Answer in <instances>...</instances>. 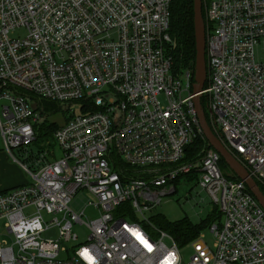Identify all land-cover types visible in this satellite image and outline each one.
<instances>
[{
	"label": "built area",
	"instance_id": "obj_1",
	"mask_svg": "<svg viewBox=\"0 0 264 264\" xmlns=\"http://www.w3.org/2000/svg\"><path fill=\"white\" fill-rule=\"evenodd\" d=\"M170 1L0 0V139L15 161L12 150L21 151L31 179L0 194V264H264V209L246 185L222 173L211 147L183 161L187 146L205 138L194 70L175 74L167 57ZM204 23L200 99L209 124L264 187V57L255 54L264 52V0H208ZM65 105L53 139L38 141ZM187 176L220 214L211 247L202 233L179 246L143 215ZM82 194L93 198L86 206L96 219L69 208ZM76 224L87 242L63 250L76 242ZM54 228L58 238L43 240Z\"/></svg>",
	"mask_w": 264,
	"mask_h": 264
},
{
	"label": "rangeland",
	"instance_id": "obj_2",
	"mask_svg": "<svg viewBox=\"0 0 264 264\" xmlns=\"http://www.w3.org/2000/svg\"><path fill=\"white\" fill-rule=\"evenodd\" d=\"M202 1V8L204 13V20H205V5L207 4L208 0H201ZM24 37V31L20 30L17 32L15 37ZM256 58L257 59H263L264 52L262 51V46H260L256 51ZM159 101L162 106L165 104V98L163 96H159ZM5 103L4 101H0V108ZM72 111H75L76 113L79 112L78 106H72ZM60 113V115L54 114L49 117V122L56 123L58 126L62 124L65 115L69 114V108L67 105H65ZM44 141H51V140H44ZM47 147V146H45ZM37 144L32 147V150H36ZM0 149L4 153H6L3 150L2 141L0 139ZM52 149H54V155L57 159L60 158L61 152L56 147V145H52ZM8 156V159L10 162H12L14 165H16L24 178L29 183L31 181L30 177L25 173V171L21 168L19 161L23 160V156L20 150L13 149L12 155L16 159V161L6 153ZM222 171L225 174V176L228 179H232L234 177V173L230 170V168L224 163L222 165ZM90 201H93V198L89 194H82V195H76L73 197L69 204V208L77 213L80 214L83 212V221H90L97 218L98 213L96 210H94L92 207L86 206V204ZM216 209L215 205L212 203V200L208 193L204 191L198 184L197 181H195L193 178L191 180H186L184 178H181L179 182L176 184V192L172 195H169L167 197H164L160 204L155 206V208L145 211L144 216L146 218L151 219L154 225L159 227V224H161L163 221L169 224H175L179 221H188L192 224H200L201 221L205 220L208 216L212 214V211ZM138 217L140 215L138 214ZM4 226V222L0 221V240L4 239V236H2V229ZM155 226V227H156ZM160 228V227H159ZM162 229V228H161ZM163 230V229H162ZM165 231V230H164ZM72 232L74 235H76L77 240L76 242L71 241L69 243L64 242L61 245V248L63 250L69 251L72 247L83 245L87 242L88 238V230L84 225H73ZM202 235L204 237V242L211 247L215 238L213 233L210 231L209 228L202 230ZM58 238L57 229H51L48 232H45L42 235L43 240H56ZM9 241V240H8ZM180 254L186 262L191 254V250L189 248L182 249L180 251ZM66 255L64 251L60 254V259H65Z\"/></svg>",
	"mask_w": 264,
	"mask_h": 264
},
{
	"label": "trees",
	"instance_id": "obj_3",
	"mask_svg": "<svg viewBox=\"0 0 264 264\" xmlns=\"http://www.w3.org/2000/svg\"><path fill=\"white\" fill-rule=\"evenodd\" d=\"M202 15L204 19V13L202 8ZM171 44L167 47V57L170 58L173 72L181 73L185 70H194L195 63V40H194V27H193V0H171L170 1V20L168 31ZM46 110H54L56 104L43 101ZM205 100L200 99V105L203 108V113L207 124L211 131L212 127L209 124L208 115L204 109ZM40 131L37 136L38 141L52 140L53 132L59 127L55 124L41 125ZM209 148L206 140L201 138L195 139L185 149V156L183 161L189 162L196 160L201 153ZM225 162L220 159V169ZM222 171V169H221ZM223 173V171H222ZM224 174V173H223ZM225 175V174H224ZM193 177L187 176L184 179L191 180ZM233 180H239L236 176ZM178 182V181H177ZM261 194L264 196V187L256 183ZM6 192V191H4ZM1 192L0 194L4 193ZM220 219V214L217 209L212 211V214L200 224H192L188 221H179L175 224H169L162 222L159 227L168 232L176 241L179 246L185 245L191 242L202 232L203 229L209 228L210 225Z\"/></svg>",
	"mask_w": 264,
	"mask_h": 264
},
{
	"label": "water",
	"instance_id": "obj_4",
	"mask_svg": "<svg viewBox=\"0 0 264 264\" xmlns=\"http://www.w3.org/2000/svg\"><path fill=\"white\" fill-rule=\"evenodd\" d=\"M193 27L195 40V63H194V85L193 94L195 108L198 114L199 125L208 146L215 150L223 159L225 164L242 181L251 194L255 197L261 207L264 209V197L261 194L257 184L242 167L223 147L220 141L208 126L204 114L200 107V93L202 92L206 81V61H205V23L202 15V1L193 0Z\"/></svg>",
	"mask_w": 264,
	"mask_h": 264
},
{
	"label": "crops",
	"instance_id": "obj_5",
	"mask_svg": "<svg viewBox=\"0 0 264 264\" xmlns=\"http://www.w3.org/2000/svg\"><path fill=\"white\" fill-rule=\"evenodd\" d=\"M27 180L20 169L8 159L0 149V193L25 185Z\"/></svg>",
	"mask_w": 264,
	"mask_h": 264
}]
</instances>
